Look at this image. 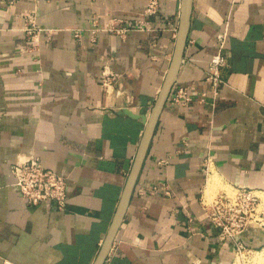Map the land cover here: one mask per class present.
<instances>
[{
    "label": "crops",
    "instance_id": "obj_1",
    "mask_svg": "<svg viewBox=\"0 0 264 264\" xmlns=\"http://www.w3.org/2000/svg\"><path fill=\"white\" fill-rule=\"evenodd\" d=\"M150 1L0 0V264H94L145 130L118 112L149 116L175 48L181 0L146 16ZM224 34L214 101L205 76ZM104 71L120 76L119 98ZM179 88L193 102L171 92L105 264H235L206 209L221 184L264 192V0H193ZM28 157L65 178L61 210L14 185L10 168ZM243 240L264 246L254 227Z\"/></svg>",
    "mask_w": 264,
    "mask_h": 264
},
{
    "label": "built area",
    "instance_id": "obj_2",
    "mask_svg": "<svg viewBox=\"0 0 264 264\" xmlns=\"http://www.w3.org/2000/svg\"><path fill=\"white\" fill-rule=\"evenodd\" d=\"M8 4H14L18 0H6ZM158 1L151 0L145 9L146 16L157 13ZM97 26V22L95 23ZM99 31H92L93 35ZM111 34L125 37L128 29L122 27V22L112 20L107 28ZM75 37H79L78 34ZM227 34L220 39L218 53L212 58L205 81L210 85L214 101L219 96V90L223 84L222 69L226 66L223 56ZM120 76L112 72L104 71L101 75V86L106 95L121 96L119 88ZM173 101L176 104L187 106L193 102V97L186 88L173 89ZM10 174L14 185L21 196L30 205L36 206L46 201L53 202L59 210L65 206L66 182L59 176L42 166L36 157H28L18 160L10 168ZM164 192L169 196L170 192L159 186H155L149 192L155 195ZM257 191L246 188H233V194H220L207 205L206 212L211 223L220 230L222 241L230 240L234 244L236 257L245 256L248 252L243 240L245 232L251 228H257L264 234V202L256 194ZM264 250V249H263Z\"/></svg>",
    "mask_w": 264,
    "mask_h": 264
},
{
    "label": "water",
    "instance_id": "obj_3",
    "mask_svg": "<svg viewBox=\"0 0 264 264\" xmlns=\"http://www.w3.org/2000/svg\"><path fill=\"white\" fill-rule=\"evenodd\" d=\"M192 7L193 0H181L179 28L170 68L149 116L135 114L134 112L129 110L127 106L122 107L118 112V114L120 115H126L134 119H141L143 124L145 125V130L137 149V153L135 155L133 165L127 178L117 211L94 264H105L107 258L109 257L114 241L117 237L118 231L123 223L127 209L129 207L160 114L172 92L174 85L177 82V77L182 65L188 39Z\"/></svg>",
    "mask_w": 264,
    "mask_h": 264
},
{
    "label": "rangeland",
    "instance_id": "obj_4",
    "mask_svg": "<svg viewBox=\"0 0 264 264\" xmlns=\"http://www.w3.org/2000/svg\"><path fill=\"white\" fill-rule=\"evenodd\" d=\"M223 193L232 195L233 188H228L227 186L223 184L219 185L218 189L215 192V195L210 196L211 199L210 197L208 198L210 199L208 200V202L211 203L218 195L223 194ZM246 247L248 248V252H246L245 256L243 257L241 256L235 257V264H253V260L257 255H261V254L264 255V250H263L264 246H261L259 248L249 247V246H246Z\"/></svg>",
    "mask_w": 264,
    "mask_h": 264
},
{
    "label": "bare ground",
    "instance_id": "obj_5",
    "mask_svg": "<svg viewBox=\"0 0 264 264\" xmlns=\"http://www.w3.org/2000/svg\"><path fill=\"white\" fill-rule=\"evenodd\" d=\"M213 176V175H212ZM221 183V182H220ZM218 185V183H216L214 181V178L210 179L209 185L207 187V194H210L212 191L215 190L216 186ZM256 194L262 198L263 202H264V192H256ZM253 264H264V255H257L254 260H253Z\"/></svg>",
    "mask_w": 264,
    "mask_h": 264
}]
</instances>
